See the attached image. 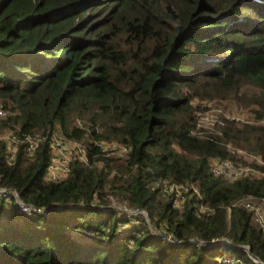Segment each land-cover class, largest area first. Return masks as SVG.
<instances>
[{"label": "trees", "instance_id": "16d2710c", "mask_svg": "<svg viewBox=\"0 0 264 264\" xmlns=\"http://www.w3.org/2000/svg\"><path fill=\"white\" fill-rule=\"evenodd\" d=\"M215 98L253 119L199 128L198 99ZM0 101V132L40 137L12 161L0 141V184L48 208L0 195V264H264L263 229L232 205L264 198V176L211 171L248 163L230 143L264 157V0H0ZM55 132L89 156L57 181ZM96 141L130 150L105 156ZM164 180L198 190L177 204ZM112 192L149 220L110 207Z\"/></svg>", "mask_w": 264, "mask_h": 264}, {"label": "built area", "instance_id": "2783aa9c", "mask_svg": "<svg viewBox=\"0 0 264 264\" xmlns=\"http://www.w3.org/2000/svg\"><path fill=\"white\" fill-rule=\"evenodd\" d=\"M10 114L0 101V118ZM0 141L6 143L7 156L12 161L19 149L20 144H24L25 151L28 155H32L40 143L39 136L30 134H20L15 131L0 132ZM95 144L105 156L122 155L125 156L130 147L118 142L96 141ZM244 158L250 159L248 163L233 160L229 158H215L211 163V171L215 176H222L229 179L240 177H263L264 176V157L260 154L250 151H242ZM82 160L89 162L87 145L79 140H74L66 137L61 132H55L50 140V161L47 166L46 177L49 180H61L65 178L70 170L74 160ZM198 190L194 183L191 184H176L168 180H164L162 190L165 193L175 191V203H180L184 199V193L189 189ZM0 195L5 197H13L16 206L26 212H38L47 214L48 208H38L35 205L26 203L21 197L16 188L7 187L0 184ZM233 206H243L252 212L254 219L264 231V198L258 199L253 196H246L235 199ZM110 207L122 209L128 215H141L149 220V215L145 210L133 207H122L110 204ZM172 235L169 234L168 237ZM215 240V239H213ZM217 241V240H215ZM214 241V242H215ZM205 243V241H202ZM210 243H213L210 242ZM228 260V259H227Z\"/></svg>", "mask_w": 264, "mask_h": 264}, {"label": "rangeland", "instance_id": "374dc122", "mask_svg": "<svg viewBox=\"0 0 264 264\" xmlns=\"http://www.w3.org/2000/svg\"><path fill=\"white\" fill-rule=\"evenodd\" d=\"M198 103L200 108L198 109L197 115H198V127L199 128H205L208 130H213L215 131L218 128V123H220L225 117H236L239 119H253V112L250 111L249 109L242 107L241 105H237L235 102L232 100H227V99H219L215 98L212 100H204V99H198ZM264 121V118L262 119ZM229 149L232 152L235 153H241L242 151H250L253 152L252 150L242 148L238 145H235L233 143L229 144ZM255 153V152H253ZM112 156H118V155H111ZM244 158V155H242ZM118 157H123L122 155ZM247 160V162L250 160L248 158H244ZM239 161V160H238ZM100 165L103 164V162L99 163ZM109 201L117 206H128L131 207L124 198H122L119 194L117 193H110L109 195ZM12 208L8 207V211H11Z\"/></svg>", "mask_w": 264, "mask_h": 264}]
</instances>
